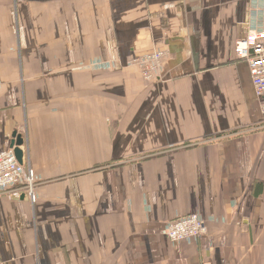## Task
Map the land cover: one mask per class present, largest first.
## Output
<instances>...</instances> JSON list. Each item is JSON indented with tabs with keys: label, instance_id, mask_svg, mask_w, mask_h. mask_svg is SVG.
<instances>
[{
	"label": "crops",
	"instance_id": "crops-1",
	"mask_svg": "<svg viewBox=\"0 0 264 264\" xmlns=\"http://www.w3.org/2000/svg\"><path fill=\"white\" fill-rule=\"evenodd\" d=\"M256 11L252 12V9ZM264 0H0V264H264V116L236 42ZM167 50L152 79L129 62ZM207 233L173 242L168 221Z\"/></svg>",
	"mask_w": 264,
	"mask_h": 264
},
{
	"label": "built area",
	"instance_id": "built-area-1",
	"mask_svg": "<svg viewBox=\"0 0 264 264\" xmlns=\"http://www.w3.org/2000/svg\"><path fill=\"white\" fill-rule=\"evenodd\" d=\"M252 12L256 9H252ZM236 57L247 62L251 80L260 103V110L264 116V23L254 21L245 36L235 45ZM170 57L167 50H156L130 64L141 68L143 77L152 80L160 71L163 61ZM38 179L33 169L21 165L12 148L0 151V195L12 192L17 198L22 195L32 202L37 200L36 187ZM165 235L173 242L183 241L188 238H198L207 233V224L198 214H190L168 221Z\"/></svg>",
	"mask_w": 264,
	"mask_h": 264
},
{
	"label": "water",
	"instance_id": "water-1",
	"mask_svg": "<svg viewBox=\"0 0 264 264\" xmlns=\"http://www.w3.org/2000/svg\"><path fill=\"white\" fill-rule=\"evenodd\" d=\"M24 147H25L24 134L19 132L18 130H14L12 135V140L10 143V148L14 150L15 156L21 165H24L26 162ZM20 198L24 199L25 195H22Z\"/></svg>",
	"mask_w": 264,
	"mask_h": 264
},
{
	"label": "rangeland",
	"instance_id": "rangeland-1",
	"mask_svg": "<svg viewBox=\"0 0 264 264\" xmlns=\"http://www.w3.org/2000/svg\"><path fill=\"white\" fill-rule=\"evenodd\" d=\"M135 59H136V58H135ZM135 59L133 58L134 61H135ZM133 60H132V61H133ZM140 69H141V68H140ZM141 72H142V71H141Z\"/></svg>",
	"mask_w": 264,
	"mask_h": 264
}]
</instances>
